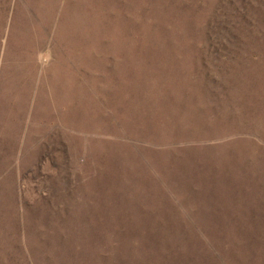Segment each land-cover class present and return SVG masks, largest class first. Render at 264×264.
Wrapping results in <instances>:
<instances>
[{
    "label": "rangeland",
    "instance_id": "1",
    "mask_svg": "<svg viewBox=\"0 0 264 264\" xmlns=\"http://www.w3.org/2000/svg\"><path fill=\"white\" fill-rule=\"evenodd\" d=\"M0 264H264V0H0Z\"/></svg>",
    "mask_w": 264,
    "mask_h": 264
}]
</instances>
